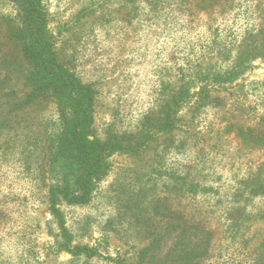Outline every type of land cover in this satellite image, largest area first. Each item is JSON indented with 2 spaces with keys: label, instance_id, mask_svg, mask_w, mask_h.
I'll return each instance as SVG.
<instances>
[{
  "label": "rangeland",
  "instance_id": "374dc122",
  "mask_svg": "<svg viewBox=\"0 0 264 264\" xmlns=\"http://www.w3.org/2000/svg\"><path fill=\"white\" fill-rule=\"evenodd\" d=\"M40 6L57 60L95 91L96 137L185 99L173 130L105 158L86 203L58 202L71 243L95 253L60 249L56 103L18 105L27 63L15 7L0 1V264H264V0Z\"/></svg>",
  "mask_w": 264,
  "mask_h": 264
},
{
  "label": "trees",
  "instance_id": "16d2710c",
  "mask_svg": "<svg viewBox=\"0 0 264 264\" xmlns=\"http://www.w3.org/2000/svg\"><path fill=\"white\" fill-rule=\"evenodd\" d=\"M15 7V39L20 41L27 69L24 79L25 95L20 104L33 103L43 95L56 103L58 127L52 135L53 160L64 170L62 187L48 189L49 209L57 220L63 241L60 249L72 254L93 256L95 251L87 245L72 244L57 207L60 200L70 204H84L89 200L95 183L106 171L105 158L115 152H135L147 143L156 132H169L176 127L178 106L185 99L181 91L175 93L162 108L160 115H147L135 132L110 133L100 139L92 132L95 91L82 82L58 60L53 43L47 33V19L40 0H0ZM200 94V93H199ZM152 243L140 250L143 258ZM116 264H126L117 260Z\"/></svg>",
  "mask_w": 264,
  "mask_h": 264
}]
</instances>
